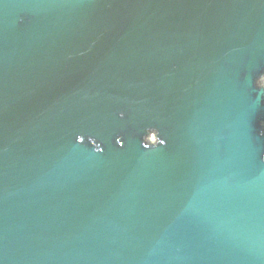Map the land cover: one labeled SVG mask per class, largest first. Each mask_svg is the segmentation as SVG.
<instances>
[{
  "label": "water",
  "instance_id": "95a60500",
  "mask_svg": "<svg viewBox=\"0 0 264 264\" xmlns=\"http://www.w3.org/2000/svg\"><path fill=\"white\" fill-rule=\"evenodd\" d=\"M0 264H264V0H0Z\"/></svg>",
  "mask_w": 264,
  "mask_h": 264
}]
</instances>
